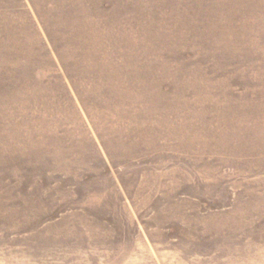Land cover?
Segmentation results:
<instances>
[{"label":"rangeland","instance_id":"374dc122","mask_svg":"<svg viewBox=\"0 0 264 264\" xmlns=\"http://www.w3.org/2000/svg\"><path fill=\"white\" fill-rule=\"evenodd\" d=\"M0 264H264V0H0Z\"/></svg>","mask_w":264,"mask_h":264}]
</instances>
